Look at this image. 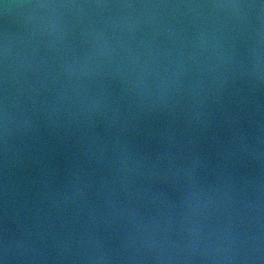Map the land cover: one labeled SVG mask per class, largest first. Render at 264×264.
Here are the masks:
<instances>
[{
  "label": "water",
  "instance_id": "water-1",
  "mask_svg": "<svg viewBox=\"0 0 264 264\" xmlns=\"http://www.w3.org/2000/svg\"><path fill=\"white\" fill-rule=\"evenodd\" d=\"M0 264H264V0H0Z\"/></svg>",
  "mask_w": 264,
  "mask_h": 264
}]
</instances>
